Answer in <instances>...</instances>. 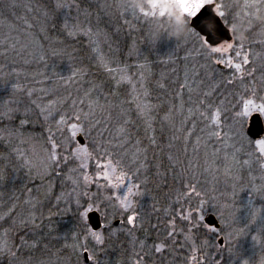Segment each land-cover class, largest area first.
I'll use <instances>...</instances> for the list:
<instances>
[{"label": "snow or ice", "instance_id": "obj_1", "mask_svg": "<svg viewBox=\"0 0 264 264\" xmlns=\"http://www.w3.org/2000/svg\"><path fill=\"white\" fill-rule=\"evenodd\" d=\"M0 93V264H264V0H0Z\"/></svg>", "mask_w": 264, "mask_h": 264}, {"label": "trees", "instance_id": "obj_2", "mask_svg": "<svg viewBox=\"0 0 264 264\" xmlns=\"http://www.w3.org/2000/svg\"><path fill=\"white\" fill-rule=\"evenodd\" d=\"M17 12L19 13V15H22V9H17ZM58 223L60 225L59 230L60 231H65L68 228L71 227V216L67 215L64 216L63 218H58Z\"/></svg>", "mask_w": 264, "mask_h": 264}, {"label": "rangeland", "instance_id": "obj_3", "mask_svg": "<svg viewBox=\"0 0 264 264\" xmlns=\"http://www.w3.org/2000/svg\"><path fill=\"white\" fill-rule=\"evenodd\" d=\"M22 9V8H21ZM24 14V11H23V9H22V15ZM142 46V45H141ZM0 94H2V93H0ZM241 195V199L242 200H244V199H246V197H247V193H241L240 194ZM246 246H247V242H246ZM257 264H259V257L257 256Z\"/></svg>", "mask_w": 264, "mask_h": 264}]
</instances>
